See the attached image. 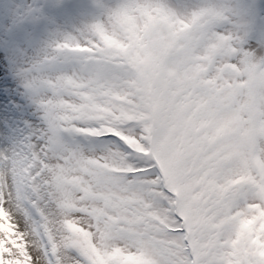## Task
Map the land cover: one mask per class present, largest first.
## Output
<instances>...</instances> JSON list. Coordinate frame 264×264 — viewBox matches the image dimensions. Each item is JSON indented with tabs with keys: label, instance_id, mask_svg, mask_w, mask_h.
<instances>
[{
	"label": "snow or ice",
	"instance_id": "obj_1",
	"mask_svg": "<svg viewBox=\"0 0 264 264\" xmlns=\"http://www.w3.org/2000/svg\"><path fill=\"white\" fill-rule=\"evenodd\" d=\"M0 264H264V0H0Z\"/></svg>",
	"mask_w": 264,
	"mask_h": 264
}]
</instances>
